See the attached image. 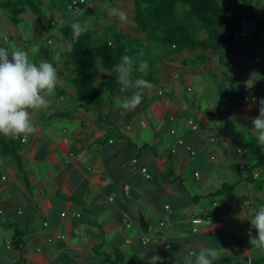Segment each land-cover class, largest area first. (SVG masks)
<instances>
[{"label": "crops", "instance_id": "obj_1", "mask_svg": "<svg viewBox=\"0 0 264 264\" xmlns=\"http://www.w3.org/2000/svg\"><path fill=\"white\" fill-rule=\"evenodd\" d=\"M252 2L264 19V0ZM92 3L69 17L47 7L48 18H30L26 10L16 24L0 7V46L48 61L60 78L48 107L32 112L36 132L18 142L26 182L0 154V264H148L153 255L162 264H184L189 252L205 247L219 249L214 264H264V251L248 236L249 219L264 204V150L250 131L264 98V34L261 42L250 35L217 52H159L148 68L153 87L121 115L117 101L133 89L93 109L80 105L70 81V45L60 28L79 14L95 19ZM105 77L101 70L99 80ZM222 185L234 189L211 196ZM15 231L20 248L12 247ZM143 236L151 239L145 246Z\"/></svg>", "mask_w": 264, "mask_h": 264}, {"label": "trees", "instance_id": "obj_2", "mask_svg": "<svg viewBox=\"0 0 264 264\" xmlns=\"http://www.w3.org/2000/svg\"><path fill=\"white\" fill-rule=\"evenodd\" d=\"M225 1L227 4L217 0H131V28L137 36L127 34L116 25L99 23L98 18L88 20L86 14H79L62 25L61 38L70 45L67 69L80 105L99 109L105 97L127 93L121 92L115 80L116 73L111 71L115 64L120 63L122 55L138 56L142 53L140 58L148 61L149 68L161 51L179 53L186 50L199 54L208 50L217 52L226 46H233L236 42L233 33L243 20L254 23L256 31L252 36L261 42L264 19L257 16V7L252 0ZM0 7L13 24L18 23L19 16L26 10L44 18L49 16V11L46 14L47 11L42 10L39 0H3ZM67 7L66 10L72 14L73 11ZM85 21L88 22L89 30L74 40L71 24ZM105 69L109 70V75L105 73L106 77L99 80L100 71ZM141 75L153 83L154 79L148 70L147 74L133 71L134 78ZM19 140L20 137L0 138V154L14 164L26 182L21 157L17 153ZM233 189L231 185H222L211 196H222ZM22 244L20 233L15 231L12 247L20 248ZM228 263V258L218 261V264Z\"/></svg>", "mask_w": 264, "mask_h": 264}, {"label": "clouds", "instance_id": "obj_3", "mask_svg": "<svg viewBox=\"0 0 264 264\" xmlns=\"http://www.w3.org/2000/svg\"><path fill=\"white\" fill-rule=\"evenodd\" d=\"M72 1L70 0L68 6ZM85 4L87 0H84L82 5ZM67 9L70 10L68 7ZM80 9H83L81 5L78 11H73V14L81 12ZM108 11L120 22H127L128 14L125 10L111 7ZM70 27L74 40L89 30L87 21L73 22ZM142 55V53L138 56L122 55L120 63L115 64L111 69L116 73L115 80L120 85L121 92L134 90L130 95L117 101V106L122 109L121 115L134 111L143 101L144 90L153 87L143 75L133 77L134 70L147 74L148 61L140 58ZM105 73L108 74L109 70L105 69ZM59 83L57 69L48 61H35L29 51L15 46H12L11 50L0 47V135L17 138L36 132L32 112L48 107L47 97L54 93ZM258 103L259 114L252 119L250 131L257 145L264 150V98H259ZM249 221L251 229L256 231V235L253 236L251 229L249 230V243L264 251V204L258 206ZM219 254L217 248H201L198 252H189L184 257V264H214ZM148 264H162V258L153 255L148 260Z\"/></svg>", "mask_w": 264, "mask_h": 264}, {"label": "rangeland", "instance_id": "obj_4", "mask_svg": "<svg viewBox=\"0 0 264 264\" xmlns=\"http://www.w3.org/2000/svg\"><path fill=\"white\" fill-rule=\"evenodd\" d=\"M2 1L3 0H0V4ZM93 1H95V0H88L87 4L90 5ZM217 1H219V3L221 2V4H227V2L225 0H217ZM69 2H70V0H42L41 1L42 5H43V3L47 4V5L42 6V10L47 11L46 14H48L47 7H51L53 10H58L61 13L62 17H65V16L69 17V16H72V14H73V13L71 14L70 12H68L66 10V6L68 5ZM87 4L81 5V7L82 8L87 7ZM92 4L94 5V3H92ZM96 4H98L99 6L97 5L96 7H94L93 11L94 12L97 11L96 18H98V20H101L103 18V21H102L103 24H116L117 28L124 30L127 34H130L132 36L138 35V34L134 35V32L131 30V25H133L131 0H110V1H108V0H96ZM111 7H119L122 10H125L128 14L127 22L122 23L118 20V18L111 16L109 14V11H108ZM95 8H97V9H95ZM80 10H82V9H80ZM26 13L27 14L29 13L30 18L33 17L31 15L30 11L27 10ZM73 15H75V14H73ZM89 15H91V12L87 14V17ZM89 19H90V17H89ZM36 20H38V18H36ZM66 24H67V22H66ZM0 26L3 28L5 27V25H3L1 23H0ZM0 43H3L1 38H0ZM51 61H53V59H51ZM236 82H238L237 85H239L241 83L240 80H238ZM240 87H241L240 91H242L243 90L242 84H240ZM223 199L224 198H222L221 200H223ZM193 230H194V233H196V229H193ZM231 263H233V260L230 261V264ZM241 264H246V261L244 263H241Z\"/></svg>", "mask_w": 264, "mask_h": 264}, {"label": "built area", "instance_id": "obj_5", "mask_svg": "<svg viewBox=\"0 0 264 264\" xmlns=\"http://www.w3.org/2000/svg\"><path fill=\"white\" fill-rule=\"evenodd\" d=\"M83 3H84V0H83V2H81V0H73L70 3V5L68 6V8L70 10H72V11H78L79 8H80V5H82ZM255 31H256V28H255V25H254V23L252 21L243 20L241 22V25H240L239 29L236 30V31H234L233 36H234L235 41H237V40L243 39L245 37H248L250 35H253V33ZM229 67L232 68L233 65L230 64ZM248 90H249V87L248 86H244L243 87V92L246 93ZM243 100L244 101H251L253 99L250 98L247 95H244ZM186 123L190 127L191 130L194 131V130L197 129V125L194 123V121L192 119H188L186 121ZM170 133L174 135L175 134V131L172 129V130H170ZM210 141H212V139H210ZM176 143L178 145H183L184 144L183 140L180 139V138L176 140ZM185 149L187 150V152L189 153L190 156H193L195 154L194 150H192L190 147L185 146ZM237 153L239 155H242V154H245L246 153V150L240 148V149H237ZM210 158L213 159V157H210ZM132 162L133 163H136V159H133ZM242 167L243 166L240 165V168H242ZM140 171L144 175L145 179H149L150 178V174L148 173L146 167L141 166L140 167ZM195 176L198 177V173H195ZM256 176H257L256 174H253L252 175V177H254V178ZM165 208L167 209L168 207H165ZM63 216H64V213H61V217H63ZM191 222L193 224H202L203 222L206 223V224H209V221L207 219H201V218H194V219H192ZM44 225H46V224L44 223ZM159 226H163V223L162 222L159 223ZM150 230H151L150 228L147 229L148 232ZM193 232H194V230H193ZM64 238H65L64 235H58V236H56V239H58V240H63ZM51 240L52 239H49L48 241L50 242ZM150 240L151 239L149 237H147V236H143L140 239L142 245L149 244ZM7 246L9 247L10 245L7 243ZM165 247L166 248H169L170 246L168 244H165Z\"/></svg>", "mask_w": 264, "mask_h": 264}, {"label": "water", "instance_id": "obj_6", "mask_svg": "<svg viewBox=\"0 0 264 264\" xmlns=\"http://www.w3.org/2000/svg\"><path fill=\"white\" fill-rule=\"evenodd\" d=\"M231 264H233V263H231Z\"/></svg>", "mask_w": 264, "mask_h": 264}]
</instances>
